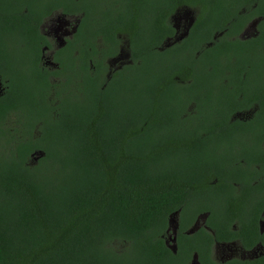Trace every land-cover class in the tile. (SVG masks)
Here are the masks:
<instances>
[{"label": "trees", "instance_id": "1", "mask_svg": "<svg viewBox=\"0 0 264 264\" xmlns=\"http://www.w3.org/2000/svg\"><path fill=\"white\" fill-rule=\"evenodd\" d=\"M214 1L0 0V264H186L159 238L169 214L210 173L258 159L231 143L224 80L233 52L237 69L245 57L228 34L212 39ZM197 6L187 37L164 47L170 17ZM54 12L79 24L49 71L39 27ZM122 42L131 64L101 88Z\"/></svg>", "mask_w": 264, "mask_h": 264}, {"label": "flooded vegetation", "instance_id": "2", "mask_svg": "<svg viewBox=\"0 0 264 264\" xmlns=\"http://www.w3.org/2000/svg\"><path fill=\"white\" fill-rule=\"evenodd\" d=\"M214 3L221 12L213 18L223 19L210 27L212 39L228 34L225 42L229 51L242 49V58L245 57L237 69L238 58L233 52L230 63L236 74H227L224 80L232 93V103L237 104L231 107V121L227 125L233 138L231 143L235 151H243L245 159L249 158L250 147L255 146L253 151L262 162L258 159L253 163L244 162L242 154L239 155L242 173H210V186L195 201L169 214L159 238L173 255L178 252L179 243L180 249L190 256L186 264H264V124L261 130L254 122L258 119L260 101L264 99V0H215ZM201 7H181L170 17L174 36L166 38V43L171 46L187 37L196 18L202 14ZM177 17L183 25L181 32L174 24ZM78 24L79 18L61 12H54L43 20L39 29L48 46L41 50L42 67L49 71L59 68L54 54L72 39ZM52 48L46 57L45 53ZM102 64L105 68L100 76L101 88L131 64L126 44L122 42L118 54ZM1 88L0 85V93ZM244 92L253 98L247 107L239 106L246 101ZM243 145L245 150L240 149Z\"/></svg>", "mask_w": 264, "mask_h": 264}, {"label": "rangeland", "instance_id": "3", "mask_svg": "<svg viewBox=\"0 0 264 264\" xmlns=\"http://www.w3.org/2000/svg\"><path fill=\"white\" fill-rule=\"evenodd\" d=\"M172 22H173V20H172ZM176 26H177V28H178V30H180V32L182 31V28H183V25H182V22H181V20H179L178 19V17L175 19V23H174ZM53 44V43H52ZM53 46L55 47V45L53 44ZM54 48H52L51 50H49V51H47L46 53H45V56L46 57H49L50 56V54L52 53V50H53ZM188 53V52H187ZM186 53V54H187ZM34 163H36V161L34 162Z\"/></svg>", "mask_w": 264, "mask_h": 264}, {"label": "water", "instance_id": "4", "mask_svg": "<svg viewBox=\"0 0 264 264\" xmlns=\"http://www.w3.org/2000/svg\"><path fill=\"white\" fill-rule=\"evenodd\" d=\"M168 46H170V43H169V42L164 44V47H168ZM34 155H35V156H34ZM40 155H41V154L34 153V154L32 155V157H33V159L36 161V160L40 157Z\"/></svg>", "mask_w": 264, "mask_h": 264}]
</instances>
